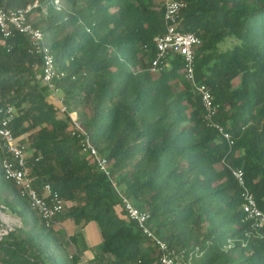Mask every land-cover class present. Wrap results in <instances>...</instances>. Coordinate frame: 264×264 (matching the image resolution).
Returning <instances> with one entry per match:
<instances>
[{
	"label": "trees",
	"instance_id": "trees-1",
	"mask_svg": "<svg viewBox=\"0 0 264 264\" xmlns=\"http://www.w3.org/2000/svg\"><path fill=\"white\" fill-rule=\"evenodd\" d=\"M34 1L0 0V6L15 10ZM54 1L38 0L30 19L64 72L54 80L63 103L77 111L111 171V178L101 172L72 135L29 36L0 32V109H15L11 129L27 146L34 185L50 184L65 202L56 222L97 224L102 242L91 261L161 264L157 247L126 216V198L149 213L155 233L172 247L201 253L194 264H264V228L244 220L231 172L244 170L264 210V0H183L180 13L179 28L201 38L196 76L219 105L216 120L233 135L231 146L207 124L179 57L170 69H148L154 38L166 30L164 0H59L60 9ZM2 161L0 152V206L21 224L1 237L0 257L11 264H77L63 232L45 226L5 177Z\"/></svg>",
	"mask_w": 264,
	"mask_h": 264
},
{
	"label": "built area",
	"instance_id": "built-area-1",
	"mask_svg": "<svg viewBox=\"0 0 264 264\" xmlns=\"http://www.w3.org/2000/svg\"><path fill=\"white\" fill-rule=\"evenodd\" d=\"M54 4L57 9L61 8L59 0H55ZM38 6V0L26 7L15 10H6L0 6V32L3 37H10L15 32L29 36L33 50L39 52L42 57L43 68L41 76L43 82L51 92L53 100L59 103L60 111L67 113L71 118L74 126L72 135L80 139L83 152L91 154L97 168L111 178L108 160L99 155L98 149L92 144L89 135L79 124L77 111L68 110L54 83V80L64 75V72L57 70L54 55L50 46L45 42L41 27L36 26L30 19V14ZM184 6L185 2L183 0H165L164 22L166 30L163 34L154 38L156 55L149 65V70L153 73L167 70L171 67L172 60L180 57L182 74L198 92L207 124L216 129L231 146L234 144L233 135L216 120L219 105L216 103L209 87L196 77V52L202 44L201 38L195 33L181 30L178 26L180 13ZM0 114H2L0 117V152L3 154L2 167L5 177L14 181L20 191V195L29 201L31 208L37 211L45 226L53 227L56 223V217L65 208V202L60 193L54 190L50 184H45L41 190L34 185L27 166V146L17 143L11 129V122L15 117L13 106L1 108ZM231 172L241 189L240 195L243 200L244 220L250 222L254 228H264V210L259 207L255 194L246 181L244 170L232 167ZM113 184L115 185L116 183L113 181ZM123 208L126 216L130 220L135 221L144 235L157 247L161 264H194L195 257L201 254L187 248L177 249L172 247L155 233L150 222L149 213L140 210L126 198L123 199ZM6 212L7 207L1 205V223H3V215ZM1 223L0 239L12 229V227L8 228V224L1 225ZM0 264L11 263L0 257ZM83 264L100 263L88 260Z\"/></svg>",
	"mask_w": 264,
	"mask_h": 264
},
{
	"label": "crops",
	"instance_id": "crops-1",
	"mask_svg": "<svg viewBox=\"0 0 264 264\" xmlns=\"http://www.w3.org/2000/svg\"><path fill=\"white\" fill-rule=\"evenodd\" d=\"M4 216L6 215L4 214ZM5 222L6 221L3 220V224ZM68 222L69 219L62 222L58 221L53 228L56 231H62L63 234L67 236V241H70V238L73 240L74 237V244L67 246V242H65V248L70 257L73 255L79 256L77 264H83L97 255L102 242L100 230L95 222H89L85 225L76 224L80 229H74L72 232L69 230L70 227H68Z\"/></svg>",
	"mask_w": 264,
	"mask_h": 264
},
{
	"label": "rangeland",
	"instance_id": "rangeland-1",
	"mask_svg": "<svg viewBox=\"0 0 264 264\" xmlns=\"http://www.w3.org/2000/svg\"><path fill=\"white\" fill-rule=\"evenodd\" d=\"M34 11H35V10H34ZM33 16H34L33 21H34V22L38 21V19H39V14L35 13ZM26 154L29 155L28 149L26 150ZM5 215H6V216L3 215V220L6 221V222H5L6 224H4V225H7V224H8V228H9V227H14V226H16V225H20V224H21V219H19V217H18L17 215H14V214L10 213V211L7 212ZM68 224H69L68 227H70L69 230H71L72 232H73L74 229H75V230H76V229H80L79 227L76 226V223H74V221H73L72 219H69ZM73 226H74V228H73ZM4 227H5V226H4ZM62 241L67 242V246H70V243L67 241V236L64 235V234L62 235ZM59 255H60V256H63L62 251L60 252ZM47 263H48V262H47ZM48 264H54V263H48Z\"/></svg>",
	"mask_w": 264,
	"mask_h": 264
},
{
	"label": "clouds",
	"instance_id": "clouds-1",
	"mask_svg": "<svg viewBox=\"0 0 264 264\" xmlns=\"http://www.w3.org/2000/svg\"><path fill=\"white\" fill-rule=\"evenodd\" d=\"M60 3H61V2H60ZM164 10H165V0H164ZM155 49H156V48H155ZM176 58H177V57H176ZM176 58H175V59H176ZM179 58H180V57H179ZM153 59H154V58H153ZM172 61H173V60H172ZM181 62H182V61H181ZM150 63H151V62H150ZM149 65H150V64H149ZM172 66H173V62H172L171 67H172ZM171 67H170V68H171ZM170 68H169V69H170ZM148 69H149V67H148ZM149 71H150V70H149ZM180 72L182 73V67H181V69H180ZM182 75H183V74H182ZM183 77H184V76H183ZM196 77H197V76H196ZM184 79H185V78H184ZM185 80H186V79H185ZM186 81H187V80H186ZM189 83H190V82H189ZM190 84H191V83H190ZM194 90H195V89H194ZM26 150H27V148H26ZM26 155H27V154H26ZM6 213H7V212H6Z\"/></svg>",
	"mask_w": 264,
	"mask_h": 264
}]
</instances>
